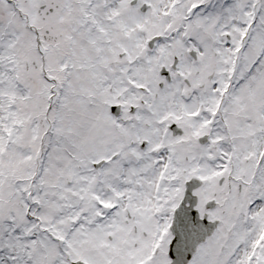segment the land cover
I'll list each match as a JSON object with an SVG mask.
<instances>
[{
    "label": "snow or ice",
    "instance_id": "snow-or-ice-1",
    "mask_svg": "<svg viewBox=\"0 0 264 264\" xmlns=\"http://www.w3.org/2000/svg\"><path fill=\"white\" fill-rule=\"evenodd\" d=\"M0 264H264V0H0Z\"/></svg>",
    "mask_w": 264,
    "mask_h": 264
}]
</instances>
